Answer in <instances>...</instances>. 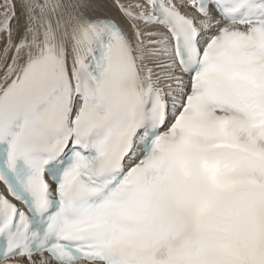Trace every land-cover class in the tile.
I'll list each match as a JSON object with an SVG mask.
<instances>
[{
  "label": "snow or ice",
  "instance_id": "snow-or-ice-1",
  "mask_svg": "<svg viewBox=\"0 0 264 264\" xmlns=\"http://www.w3.org/2000/svg\"><path fill=\"white\" fill-rule=\"evenodd\" d=\"M0 264H264V0H0Z\"/></svg>",
  "mask_w": 264,
  "mask_h": 264
}]
</instances>
